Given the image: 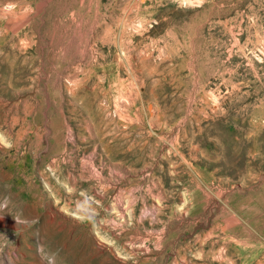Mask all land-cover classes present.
<instances>
[{
    "label": "rangeland",
    "instance_id": "1",
    "mask_svg": "<svg viewBox=\"0 0 264 264\" xmlns=\"http://www.w3.org/2000/svg\"><path fill=\"white\" fill-rule=\"evenodd\" d=\"M0 264H264V0H0Z\"/></svg>",
    "mask_w": 264,
    "mask_h": 264
}]
</instances>
